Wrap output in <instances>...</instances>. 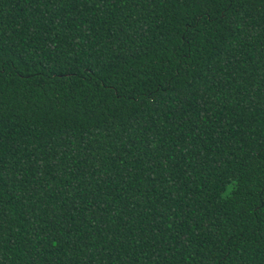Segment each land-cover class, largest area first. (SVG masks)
Instances as JSON below:
<instances>
[{"label": "trees", "instance_id": "16d2710c", "mask_svg": "<svg viewBox=\"0 0 264 264\" xmlns=\"http://www.w3.org/2000/svg\"><path fill=\"white\" fill-rule=\"evenodd\" d=\"M0 264H264V0H0Z\"/></svg>", "mask_w": 264, "mask_h": 264}]
</instances>
